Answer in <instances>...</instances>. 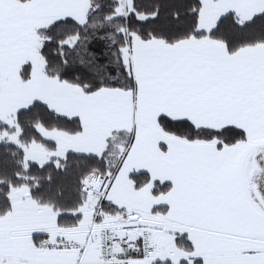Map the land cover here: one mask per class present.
I'll list each match as a JSON object with an SVG mask.
<instances>
[{
	"label": "snow or ice",
	"instance_id": "1",
	"mask_svg": "<svg viewBox=\"0 0 264 264\" xmlns=\"http://www.w3.org/2000/svg\"><path fill=\"white\" fill-rule=\"evenodd\" d=\"M0 264H264V0H0Z\"/></svg>",
	"mask_w": 264,
	"mask_h": 264
}]
</instances>
